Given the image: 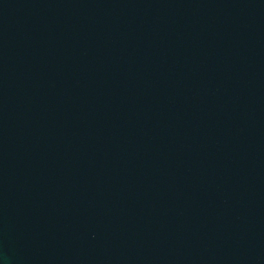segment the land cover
<instances>
[{"label":"water","instance_id":"water-1","mask_svg":"<svg viewBox=\"0 0 264 264\" xmlns=\"http://www.w3.org/2000/svg\"><path fill=\"white\" fill-rule=\"evenodd\" d=\"M0 264H264V0H0Z\"/></svg>","mask_w":264,"mask_h":264}]
</instances>
